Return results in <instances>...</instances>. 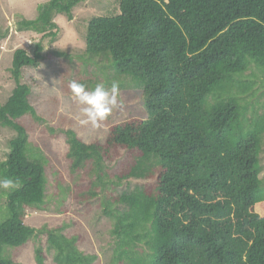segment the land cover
I'll list each match as a JSON object with an SVG mask.
<instances>
[{"label": "trees", "instance_id": "16d2710c", "mask_svg": "<svg viewBox=\"0 0 264 264\" xmlns=\"http://www.w3.org/2000/svg\"><path fill=\"white\" fill-rule=\"evenodd\" d=\"M77 2L47 0L19 28L55 36V14L72 18ZM84 40L89 56L109 58L141 89L146 114L111 124L103 141L64 130L71 170L88 177L83 199L101 197L113 220L117 260L264 264V0H118L117 13L91 17ZM41 49L13 51L16 85L0 105L9 123L32 110L22 68L36 67ZM13 126L0 174L20 186L0 218V264H20L7 249L34 235L25 211L45 196L47 159ZM129 178L140 182L111 190ZM48 241L59 264H92L77 237L49 231ZM35 253L44 264L43 250Z\"/></svg>", "mask_w": 264, "mask_h": 264}, {"label": "rangeland", "instance_id": "374dc122", "mask_svg": "<svg viewBox=\"0 0 264 264\" xmlns=\"http://www.w3.org/2000/svg\"><path fill=\"white\" fill-rule=\"evenodd\" d=\"M47 0H0V105L16 85L10 68L13 51L20 47L33 55L36 44L42 46L36 67L22 68L21 82L30 87L32 110L8 120L0 118V169L9 151V140L17 135L13 125L23 126L29 146L38 147L45 155V196L38 206L26 208L25 221L36 229L34 235L22 246L7 249V253L20 264H38L36 249L45 254L44 264H59L55 250L49 244L48 233L60 232L77 237L78 248L85 254H93L92 264H131L117 260L116 238L113 220L104 213L102 198L85 200L82 189L88 177L82 170L73 171L66 156L68 144L64 130L73 129L84 141H103L108 127L131 117L146 116L141 89L135 88L130 79L119 74L109 58L91 57L85 52L84 34L88 21L94 15L118 12V0H78L72 8V18L56 13V35L20 29L22 18L33 19L41 3ZM81 81L89 89L103 83L108 89L113 83L119 85V107L113 110L99 127L82 124L81 108L73 98L69 84ZM262 98V97H261ZM264 175V137L259 154ZM116 166L117 159L108 162ZM112 168V167H111ZM0 180H6L0 174ZM140 180L129 178L111 190L119 193L134 187ZM8 190L0 188V218L6 211ZM264 214V204L259 208ZM144 250L142 255L147 253ZM135 256L139 254L135 253Z\"/></svg>", "mask_w": 264, "mask_h": 264}, {"label": "clouds", "instance_id": "9594fccd", "mask_svg": "<svg viewBox=\"0 0 264 264\" xmlns=\"http://www.w3.org/2000/svg\"><path fill=\"white\" fill-rule=\"evenodd\" d=\"M73 98L82 105V124H91L99 127L102 122L108 119L113 110L118 108L119 85L113 83L108 89L103 83H97L89 89L86 85L75 80L69 84ZM20 186L19 181L11 179L0 180V188L15 190Z\"/></svg>", "mask_w": 264, "mask_h": 264}]
</instances>
